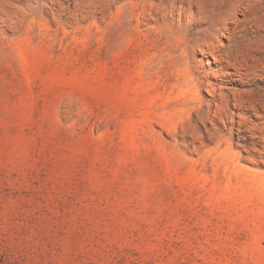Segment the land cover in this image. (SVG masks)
<instances>
[{
	"label": "rangeland",
	"instance_id": "1",
	"mask_svg": "<svg viewBox=\"0 0 264 264\" xmlns=\"http://www.w3.org/2000/svg\"><path fill=\"white\" fill-rule=\"evenodd\" d=\"M0 264H264V0H0Z\"/></svg>",
	"mask_w": 264,
	"mask_h": 264
}]
</instances>
